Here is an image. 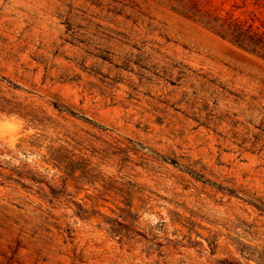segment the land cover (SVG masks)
<instances>
[{
	"label": "clouds",
	"instance_id": "1",
	"mask_svg": "<svg viewBox=\"0 0 264 264\" xmlns=\"http://www.w3.org/2000/svg\"><path fill=\"white\" fill-rule=\"evenodd\" d=\"M118 2L0 0V219L39 264H264V73L237 55L264 42L240 47L229 12L199 21L222 49L179 54ZM234 7L264 37V0Z\"/></svg>",
	"mask_w": 264,
	"mask_h": 264
},
{
	"label": "rangeland",
	"instance_id": "2",
	"mask_svg": "<svg viewBox=\"0 0 264 264\" xmlns=\"http://www.w3.org/2000/svg\"><path fill=\"white\" fill-rule=\"evenodd\" d=\"M237 0H182L183 7H180L177 0H119L113 5L114 8H119L120 3L130 6L133 9L132 15H142L148 19L150 25L156 28H166V34L169 42L175 39L176 43L173 47L176 48L177 53L184 54L186 49L192 48L195 51L198 48H212L222 49L220 44V36L210 31L199 21L202 16L216 19L217 21L223 19L227 13H231L235 18L240 19V11L234 7ZM199 5L198 8H194ZM88 7L93 10H99L103 7V0H89ZM249 11L254 9L249 8ZM118 23H124V17H115ZM130 22V21H129ZM227 24V31L234 36L228 29L231 23L230 18L225 20ZM179 34V35H177ZM236 42L240 47H244V43ZM231 43V41H230ZM44 51L43 42L39 48ZM229 51H235V45ZM250 53H255L257 58L252 55H243L237 53L241 59L248 62L247 65H241L245 72L264 73V64L260 63L264 60V51L260 49H250ZM218 52H213L210 60L214 61ZM35 63L32 66L33 72H43V80L53 85V90L62 87L60 80L62 74L58 73L55 68H50L44 61L43 57H33ZM39 65V67H37ZM215 69L220 73H230L231 69L224 67L222 64H215ZM65 95H70L67 89H64ZM151 99V98H150ZM134 103H141L139 98ZM115 103V102H114ZM147 103V101H144ZM127 106H125V110ZM113 112L119 111L118 108H113ZM199 132L203 133L206 129L200 128ZM237 133H245L244 138L260 139L254 129H237ZM211 145V140L209 141ZM258 148L264 149V140H261ZM231 154L226 153L221 163L229 161ZM110 195H117V193H109ZM107 199V195L105 197ZM76 257L75 264H84L83 258L79 250L73 252ZM0 264H39L37 257L30 254L28 245V237L26 234H20L11 221L10 217L5 216L0 219Z\"/></svg>",
	"mask_w": 264,
	"mask_h": 264
},
{
	"label": "trees",
	"instance_id": "3",
	"mask_svg": "<svg viewBox=\"0 0 264 264\" xmlns=\"http://www.w3.org/2000/svg\"><path fill=\"white\" fill-rule=\"evenodd\" d=\"M201 1V0H200ZM199 5H196L194 8H198ZM240 19L235 18L233 15L230 17V24L228 25L229 31L236 37L238 42L244 43V39H250L254 42L261 41L264 42V37L260 36H249L248 31L244 30L243 24L239 22ZM260 50L264 51V47L260 48Z\"/></svg>",
	"mask_w": 264,
	"mask_h": 264
}]
</instances>
